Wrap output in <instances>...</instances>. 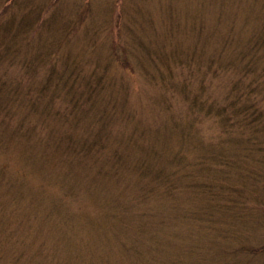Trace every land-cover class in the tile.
I'll use <instances>...</instances> for the list:
<instances>
[{
  "label": "rangeland",
  "instance_id": "374dc122",
  "mask_svg": "<svg viewBox=\"0 0 264 264\" xmlns=\"http://www.w3.org/2000/svg\"><path fill=\"white\" fill-rule=\"evenodd\" d=\"M252 1L0 0L5 75L26 60L38 78L54 59L71 79L101 76L121 102L99 120L100 95L59 91L43 117L69 129L43 143L0 123V264H264V149L224 132L202 98L222 101L231 72L210 88L195 81L212 74L207 54L227 28L264 25V0ZM201 40L206 64L184 63ZM63 104L83 113L71 119ZM92 124L116 156L101 160Z\"/></svg>",
  "mask_w": 264,
  "mask_h": 264
},
{
  "label": "trees",
  "instance_id": "16d2710c",
  "mask_svg": "<svg viewBox=\"0 0 264 264\" xmlns=\"http://www.w3.org/2000/svg\"><path fill=\"white\" fill-rule=\"evenodd\" d=\"M255 1L253 0L251 3L254 4ZM220 37L221 43L216 46L212 51L213 53H208L206 58L211 68V77L209 76L206 82L203 81V77H199L195 81L198 84L208 85L206 87L210 88L211 79L214 83L219 81L217 75H222L221 73L225 72L233 74L229 81L227 79L228 82L224 84L227 88L223 92L222 101L210 102L208 98L203 96L202 98L209 105L213 104V120L219 123L224 132L227 131L232 135H244L246 133L250 136L247 143L255 147L258 152L263 151L264 139L259 137L258 133L264 132V25L252 28L246 36L241 29L236 32L230 27L220 34ZM201 41L202 44L198 48L184 56V63H194L197 68H199L200 63L201 65L206 64L204 53L202 55L203 40ZM232 41L235 44L232 45ZM209 55L211 56L209 57ZM167 57L170 58V56ZM72 58L80 61L79 58ZM180 61L181 58H178L176 62L179 63ZM7 62L0 59V93L2 92L5 96V100L0 104V123H3L4 127L13 126L14 129H17L23 136L22 138L26 139L27 144L32 141L43 143L50 140L51 137L59 136L61 131L66 133L65 130L69 128L61 125L56 127L53 122L48 123L49 119L46 120L43 116L44 114L49 115L53 107L56 106L59 91L73 90L75 92V84L79 86V89H86L90 94L101 96L100 100L96 101L98 106L96 108L107 109H104L103 112H98V109H95L99 120L109 116V114L115 117L113 109H118L121 102L112 95L114 92L111 86L107 90L104 89V79L102 80V77L96 73L81 68L72 73L73 79H71L68 74L64 75L66 74V67L54 65L56 60L53 59L42 64V74L38 78L34 74L37 64L32 61L25 63L26 60L21 65V76H8L5 75V72L11 63ZM60 63L63 65L70 64L69 61L64 60H61ZM162 66L164 65H158V68ZM189 70L193 72L192 68ZM83 72L85 74L81 75ZM200 75L204 76L202 73ZM108 80L114 82L119 88L125 85L123 81L114 78V76H111ZM204 88L205 86L201 87V89ZM11 92H13L12 95ZM79 93H82V91ZM15 101L18 102L15 103ZM28 105L38 108L40 112L37 114L41 116V122H32V113L35 112L32 109L28 110ZM58 107L63 112L71 114V119H76L83 113L82 108L73 109L64 104ZM84 108L85 110L89 109V104L86 103ZM68 118H70L69 115L66 116V119ZM33 124H37V126H33ZM38 125L40 127L45 126V128L41 130ZM100 129L103 128L92 124L89 136L92 144L99 146L96 151L100 154L101 160H107L116 156L118 149L112 148L110 155L104 152L107 133ZM5 144L6 142L0 136V146L4 147ZM59 206H62V201L59 197H55L53 207L58 211ZM69 218L73 219L74 216L69 215Z\"/></svg>",
  "mask_w": 264,
  "mask_h": 264
}]
</instances>
